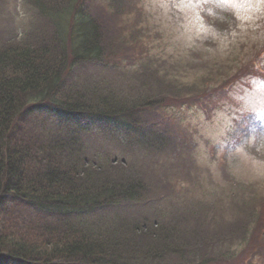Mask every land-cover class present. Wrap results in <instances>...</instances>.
<instances>
[{"label":"trees","instance_id":"1","mask_svg":"<svg viewBox=\"0 0 264 264\" xmlns=\"http://www.w3.org/2000/svg\"><path fill=\"white\" fill-rule=\"evenodd\" d=\"M21 1L37 22L19 43L0 45V264H221L232 259V236L219 232L226 225L221 227L216 211L201 208L179 216L157 211L151 221L133 217L163 200L125 161L112 164L91 154L95 159L89 162L82 137L91 129L70 128L54 136L25 124L38 114L109 125L120 121L125 126L111 128L123 129L128 147L136 144L144 152L155 151L153 156L161 152L152 131L141 134L134 113L142 108L138 93L119 98L72 76L77 65L104 57L92 1ZM246 209L255 213L248 204ZM187 221L195 225L181 224Z\"/></svg>","mask_w":264,"mask_h":264},{"label":"rangeland","instance_id":"2","mask_svg":"<svg viewBox=\"0 0 264 264\" xmlns=\"http://www.w3.org/2000/svg\"><path fill=\"white\" fill-rule=\"evenodd\" d=\"M91 1L94 18L100 17L104 57L77 65L72 76L119 98L138 93L142 108L134 113L139 129L143 137L153 132L161 152L153 156L155 151L144 152L135 143L128 147L123 129L111 128L125 126L122 122L96 119L90 120L98 127L80 122L92 129L82 137L83 149L104 155L108 163L125 161L150 191L159 192L161 203L157 199L158 204L133 217L151 221L157 211L174 216L201 208L216 211L221 227L226 225L219 232L231 234L229 244L235 247L234 257L221 264H264V0H138L144 15H132L127 22L122 17L128 13L120 12L127 10L123 0ZM213 4L232 15L230 30L220 33L200 18L201 9ZM26 7L21 0H0V45L19 43L36 26ZM162 54L167 58L158 74L157 68L146 69ZM209 62L217 66L193 67ZM244 80L241 88L238 83ZM206 83L236 88L228 101L222 97L209 111L189 107L201 100ZM26 122L54 136L72 127L50 114ZM87 159L95 158L87 154Z\"/></svg>","mask_w":264,"mask_h":264}]
</instances>
